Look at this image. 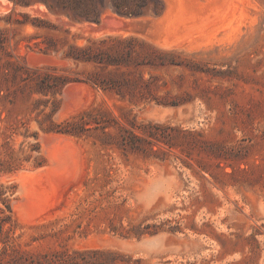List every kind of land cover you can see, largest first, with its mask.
<instances>
[{
	"label": "rangeland",
	"instance_id": "1",
	"mask_svg": "<svg viewBox=\"0 0 264 264\" xmlns=\"http://www.w3.org/2000/svg\"><path fill=\"white\" fill-rule=\"evenodd\" d=\"M136 258L264 264V0H0V264Z\"/></svg>",
	"mask_w": 264,
	"mask_h": 264
},
{
	"label": "trees",
	"instance_id": "2",
	"mask_svg": "<svg viewBox=\"0 0 264 264\" xmlns=\"http://www.w3.org/2000/svg\"><path fill=\"white\" fill-rule=\"evenodd\" d=\"M49 10H53L54 5L64 9L70 19L82 22H98L101 14L106 8H109L121 16H138L145 13L149 4L154 5L155 13H158L162 7V0H42ZM97 253V251H95ZM130 258V257H129ZM134 264H143L140 258L134 259ZM73 264H101L96 259H84L76 261Z\"/></svg>",
	"mask_w": 264,
	"mask_h": 264
}]
</instances>
